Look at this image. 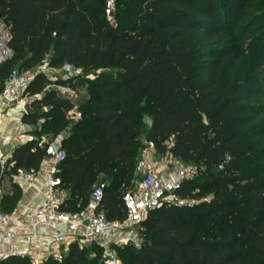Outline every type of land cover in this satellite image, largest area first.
I'll return each instance as SVG.
<instances>
[{
  "label": "trees",
  "instance_id": "1",
  "mask_svg": "<svg viewBox=\"0 0 264 264\" xmlns=\"http://www.w3.org/2000/svg\"><path fill=\"white\" fill-rule=\"evenodd\" d=\"M106 1L0 0L13 51L0 91L11 68L46 57L82 70L37 72L25 89L35 111L24 119L44 118L35 135L68 132L54 172L69 193L61 209L75 213L103 174L95 211L123 221L144 140L193 171L138 223L139 242L110 244L119 264H264V0H115L114 23ZM54 84L85 95L75 101ZM48 147H16L13 169H37ZM0 264L34 263L13 254ZM42 264H106L104 246L71 241Z\"/></svg>",
  "mask_w": 264,
  "mask_h": 264
},
{
  "label": "crops",
  "instance_id": "2",
  "mask_svg": "<svg viewBox=\"0 0 264 264\" xmlns=\"http://www.w3.org/2000/svg\"><path fill=\"white\" fill-rule=\"evenodd\" d=\"M56 88L58 89V87ZM66 88L69 89L67 86ZM60 92L64 93L65 89ZM24 96L26 102H30V96L26 93ZM40 96L41 94H38L35 97ZM42 109H47V107L43 106ZM75 111L77 110L74 109L70 113L74 115ZM25 115L23 106L20 104L9 108H0V207L3 211L12 215L9 226L14 234L9 238L0 237V261L9 255L20 254L30 257L34 264H42L49 256L60 257L71 241L76 240L80 244H88L91 240H95L104 247H108L112 242V236L116 238L114 240L123 241L125 237L131 239L136 233L134 226L124 227L118 231L105 232L98 236H94L86 227L85 216L87 212L95 210L98 203L93 197V191L96 187L105 184L103 174L98 176L88 199L83 204L81 200H78L74 205V211L80 217L77 221H52L37 225H25L15 219L16 216L25 214L40 204L44 197L47 172L57 171L60 160L56 156L47 157L44 155L37 169L18 168L15 170L12 167L14 149L33 140L40 145L45 143L53 146L55 150L61 149V139L68 134L67 131H63L50 142V133L41 132L39 135H35L36 131L41 130L44 118H40L36 122H30L24 119ZM143 142L147 150H140L138 154L136 179L132 189L138 187L139 176L147 170L154 171L164 180L176 178L177 170L168 173L160 169V165L154 157L155 150L153 146L144 140ZM26 172H32L33 179L31 181L24 178ZM64 193L69 194L68 191H64ZM57 234L66 235L68 244L57 242L55 240Z\"/></svg>",
  "mask_w": 264,
  "mask_h": 264
},
{
  "label": "built area",
  "instance_id": "3",
  "mask_svg": "<svg viewBox=\"0 0 264 264\" xmlns=\"http://www.w3.org/2000/svg\"><path fill=\"white\" fill-rule=\"evenodd\" d=\"M113 0H107L105 12L111 14V5ZM11 32L4 20L0 18V65L10 61L13 57V51L10 47ZM63 73V78L80 75L82 70L67 64L65 67L58 68ZM44 72V71H39ZM45 73V72H44ZM36 73L30 70H20L13 67L7 77L4 87L0 91V108H9L20 104L24 106L25 89ZM46 74V73H45ZM76 117L80 116L78 111L74 112ZM55 156L58 160L64 159V151L57 149ZM192 167L181 165L177 170V177L174 179L164 180L154 171L147 170L144 172L139 181L137 188L126 191L123 195L124 206L127 211V217L123 221L107 219L103 212L91 210L85 216L86 227L94 235L98 236L109 231H118L124 227H137L138 223L148 212L149 206H158L170 193L177 189L182 180L192 174ZM24 178L27 181L33 179L32 172H26ZM61 179L54 172L49 171L46 175L44 197L40 204L35 206L31 211L18 215L15 219L25 225H37L45 222H68L77 221L80 217L78 213H72L61 209L66 194L60 188ZM102 196V188L96 187L93 191V197L98 201ZM12 215L3 211L0 207V237L9 238L14 234L10 229L9 222ZM137 229V228H136ZM55 240L62 244H68L66 235L57 234ZM104 262L106 264H119L114 250L110 247L104 250Z\"/></svg>",
  "mask_w": 264,
  "mask_h": 264
},
{
  "label": "rangeland",
  "instance_id": "4",
  "mask_svg": "<svg viewBox=\"0 0 264 264\" xmlns=\"http://www.w3.org/2000/svg\"><path fill=\"white\" fill-rule=\"evenodd\" d=\"M126 3L130 2V0H125ZM118 8L115 6V0H113V4L111 5V14H107L105 12L106 17L110 20L111 23H114V20L112 18V13L117 11ZM260 10H256V12H259ZM241 29V25L240 24H236L235 25V30L234 33H238ZM31 71H33L34 73H37L39 71H44L50 78L53 77L52 79H58L59 77L63 78V73L61 72V70H58L55 67L49 66V57H46V59L41 62L38 66H36L35 68L31 69ZM95 74L93 72L85 74L84 76L86 77H93ZM53 87H58V89H60V91L62 89H65V95H67L70 99H73L75 101L80 100L84 95H85V90L82 87H79L77 89H67L65 85H52ZM61 86V87H59ZM30 99V98H29ZM73 117H76L75 115H73ZM147 150L146 147L144 146L141 150ZM154 153V152H153ZM154 157L156 159V161H158L159 165H160V169H162L164 172H168V173H172L174 170H178V167H180L181 165H187L192 167V164L190 162H186V161H182L168 153H164V154H158V153H154ZM172 166V167H171ZM174 171V172H175ZM144 174V173H143ZM142 175L139 176V181L142 178ZM131 189H128L127 191H129ZM169 198V196L166 197V199ZM129 227V226H128ZM137 228V227H136ZM136 233L131 237V239H129V237H125V239L122 240H114L116 238H114V236L111 237L112 242L110 244H117V245H122L125 243H128L130 241H134V242H139V235L137 232V229H135ZM108 247H104V250Z\"/></svg>",
  "mask_w": 264,
  "mask_h": 264
},
{
  "label": "water",
  "instance_id": "5",
  "mask_svg": "<svg viewBox=\"0 0 264 264\" xmlns=\"http://www.w3.org/2000/svg\"><path fill=\"white\" fill-rule=\"evenodd\" d=\"M23 109H24L25 114H29V113H32V112L35 111L34 108L30 105L29 102H26V103L24 104ZM55 154H56V150H55V148H54L53 146H49L48 149H47V151H46V156H47V157H54ZM105 186H106V185L103 184V185L101 186V188H105ZM153 209H155V206H149L148 211H151V210H153Z\"/></svg>",
  "mask_w": 264,
  "mask_h": 264
}]
</instances>
